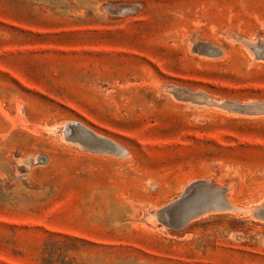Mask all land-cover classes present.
<instances>
[{
  "label": "rangeland",
  "instance_id": "obj_1",
  "mask_svg": "<svg viewBox=\"0 0 264 264\" xmlns=\"http://www.w3.org/2000/svg\"><path fill=\"white\" fill-rule=\"evenodd\" d=\"M0 264H264V0H0Z\"/></svg>",
  "mask_w": 264,
  "mask_h": 264
},
{
  "label": "water",
  "instance_id": "obj_2",
  "mask_svg": "<svg viewBox=\"0 0 264 264\" xmlns=\"http://www.w3.org/2000/svg\"><path fill=\"white\" fill-rule=\"evenodd\" d=\"M65 128L67 129V131L70 129V127H68V126H65ZM74 129L81 130L83 133H85L87 135V137H90V138H88L87 141H83V140L78 139L77 137H73V136H70V135L64 133L65 138L68 141L74 142V143H76V144H78L84 148L90 149V150H98L101 146H106L105 141L98 139L95 136H92L91 133H87V132L83 131L81 126H77ZM188 218H189V216L182 217L179 220H177L175 223L171 224V226L174 228H180L181 226L184 225V223L188 220Z\"/></svg>",
  "mask_w": 264,
  "mask_h": 264
},
{
  "label": "bare ground",
  "instance_id": "obj_3",
  "mask_svg": "<svg viewBox=\"0 0 264 264\" xmlns=\"http://www.w3.org/2000/svg\"><path fill=\"white\" fill-rule=\"evenodd\" d=\"M77 126H79V125H68V127H70V129L67 131V129H66V131H67V133L69 134V135H74V137H77L78 139H82V140H84V141H87L88 140V138H90V137H87V135L85 134V133H83L81 130H76V129H74L75 127H77ZM82 128V127H81ZM82 130L83 131H85V132H87L86 130H85V128H82ZM89 131V130H88ZM88 133V132H87ZM91 133V132H90ZM93 134V133H92Z\"/></svg>",
  "mask_w": 264,
  "mask_h": 264
}]
</instances>
